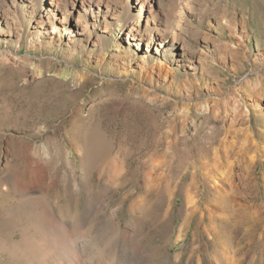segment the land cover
<instances>
[{"label":"rangeland","instance_id":"rangeland-1","mask_svg":"<svg viewBox=\"0 0 264 264\" xmlns=\"http://www.w3.org/2000/svg\"><path fill=\"white\" fill-rule=\"evenodd\" d=\"M263 130L264 0H0V264H264V155L244 212L202 184Z\"/></svg>","mask_w":264,"mask_h":264},{"label":"bare ground","instance_id":"bare-ground-1","mask_svg":"<svg viewBox=\"0 0 264 264\" xmlns=\"http://www.w3.org/2000/svg\"><path fill=\"white\" fill-rule=\"evenodd\" d=\"M136 33L138 30L131 27L127 36L130 34V37L135 40ZM249 145L243 141L232 142L223 137L219 141V145L212 149V153L207 151V165L210 172L203 173L202 184L209 185L215 197L205 207L209 218L223 221L229 216V211L234 215L249 209L248 203L241 197L248 192V183L251 180H254V185L258 184L259 177L256 174V166L261 159L260 156L264 155V146L251 151L248 148ZM262 180L264 181V174ZM199 186L200 183L197 181L196 171H194L185 184L183 193V204L189 211L188 214L200 207L196 198V190ZM226 201H228L227 208L225 206ZM214 225L217 226V224ZM228 253H226V264H236L238 259Z\"/></svg>","mask_w":264,"mask_h":264}]
</instances>
